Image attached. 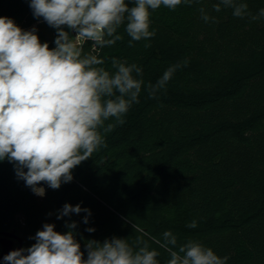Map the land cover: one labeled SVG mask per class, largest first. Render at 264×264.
<instances>
[{
    "label": "trees",
    "instance_id": "16d2710c",
    "mask_svg": "<svg viewBox=\"0 0 264 264\" xmlns=\"http://www.w3.org/2000/svg\"><path fill=\"white\" fill-rule=\"evenodd\" d=\"M217 2L161 6L151 12L155 36L133 46L124 26L113 46L78 44L110 71L113 58L136 63L146 83L170 65L188 63L158 98L142 91L125 123L104 134V145L59 189L42 183L45 195L37 196L13 163L0 162V232H14L28 248L45 223L64 234L75 221L85 259L87 241L118 237L146 243L166 264L160 243L171 231L178 244L199 241L227 256L226 264H264V18L215 12ZM247 3L252 14L264 8V0ZM201 7L214 21L201 19ZM0 17L25 31L35 28L41 43L56 47L57 30L34 17L29 0H0ZM66 203L89 209L88 223L85 212L57 219Z\"/></svg>",
    "mask_w": 264,
    "mask_h": 264
},
{
    "label": "clouds",
    "instance_id": "9594fccd",
    "mask_svg": "<svg viewBox=\"0 0 264 264\" xmlns=\"http://www.w3.org/2000/svg\"><path fill=\"white\" fill-rule=\"evenodd\" d=\"M199 3L201 0H29L34 17L43 18L57 30L55 48L41 43L35 28L25 31L12 19L0 17V162L13 163L17 178L40 197L45 195V188L39 186L42 183L55 190L71 182L73 169L104 145V134L125 123L124 117L139 103L141 92L158 98L176 71L188 63L170 65L155 83H146L136 63L113 58L110 71L97 55L83 54L77 42L113 46L122 39L117 32L124 26L129 46H133L134 41L155 36V30H150L152 11ZM222 8L231 9L241 19L264 18V8L252 14L247 0H218L213 5L215 12ZM199 11L206 23L214 21L204 7ZM81 212L87 213L83 219L87 224L91 212L79 204L66 203L57 219ZM196 226L195 220L188 225ZM67 227L69 231L62 234L54 230V224L45 223L35 234L36 242L9 252L3 257L5 264H160L156 249L146 243L133 246L118 237L87 241L85 259L72 231L76 222ZM162 236L160 247L169 256L166 264H226L228 260L199 241L178 244L171 231Z\"/></svg>",
    "mask_w": 264,
    "mask_h": 264
},
{
    "label": "water",
    "instance_id": "95a60500",
    "mask_svg": "<svg viewBox=\"0 0 264 264\" xmlns=\"http://www.w3.org/2000/svg\"><path fill=\"white\" fill-rule=\"evenodd\" d=\"M22 239L14 232H0V264H5L3 257L13 250L21 249Z\"/></svg>",
    "mask_w": 264,
    "mask_h": 264
},
{
    "label": "rangeland",
    "instance_id": "374dc122",
    "mask_svg": "<svg viewBox=\"0 0 264 264\" xmlns=\"http://www.w3.org/2000/svg\"><path fill=\"white\" fill-rule=\"evenodd\" d=\"M81 41L77 42L78 44H80Z\"/></svg>",
    "mask_w": 264,
    "mask_h": 264
}]
</instances>
